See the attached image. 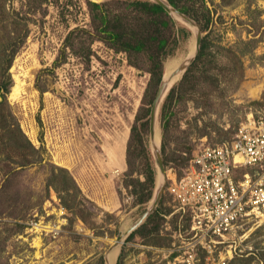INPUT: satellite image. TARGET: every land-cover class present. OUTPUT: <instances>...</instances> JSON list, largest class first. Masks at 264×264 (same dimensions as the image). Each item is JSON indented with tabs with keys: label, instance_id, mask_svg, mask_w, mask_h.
<instances>
[{
	"label": "rangeland",
	"instance_id": "374dc122",
	"mask_svg": "<svg viewBox=\"0 0 264 264\" xmlns=\"http://www.w3.org/2000/svg\"><path fill=\"white\" fill-rule=\"evenodd\" d=\"M88 1L107 0H47L44 10L34 13L23 0L11 1L12 10L30 18V31L11 62L12 84L1 109L23 134L14 132L9 139L0 131V264H109L108 254L120 235L125 236L115 264L122 252L121 264H180L176 257L182 254L190 219L168 190L172 178L185 174L198 149L233 139L250 120H264V0H209L214 12L209 28L203 31L196 21L213 51L206 60L207 76L177 88L166 123L164 101L185 69L156 112L159 153L167 169L161 198L169 213L161 231L127 241L139 226L128 230L152 207L160 174L151 145V116L145 127L146 117L137 120L149 106L150 74L99 39L91 41L90 56L68 47L65 60L55 64L71 30L92 28ZM175 21L183 30L164 72L190 54L192 31ZM80 41L76 35L74 47ZM135 124L155 168L153 194L146 202H140V189L135 193L125 185ZM132 149L135 168H141L137 141ZM60 167L77 184L76 196L62 191ZM220 253L225 264H264V208L227 235L213 256L201 251L200 264H215Z\"/></svg>",
	"mask_w": 264,
	"mask_h": 264
},
{
	"label": "trees",
	"instance_id": "16d2710c",
	"mask_svg": "<svg viewBox=\"0 0 264 264\" xmlns=\"http://www.w3.org/2000/svg\"><path fill=\"white\" fill-rule=\"evenodd\" d=\"M11 1L0 0V95L2 97L0 99V131L4 134H9V139L16 136L14 132H21L22 134L23 132L19 126L8 120L7 116L1 114V109L12 84L9 72L11 62L26 41L30 31L26 22L30 18L17 10H12L10 7ZM208 1L168 0L173 7L186 14V16L188 15L187 17L195 25L198 22L203 31L207 30L213 21L212 14L214 12L208 5ZM222 2L230 4L233 0H222ZM22 3L27 6L29 13H34L44 10L47 0H23ZM88 6L92 28L78 27L71 30L65 39L64 48L61 49L55 64L65 60L64 50L68 47L75 53L90 56L92 51L90 43L93 39L102 40L116 51L125 52L130 64L139 69H144L150 74L146 88V93H151V97L148 99L149 106L143 115H137V120L147 118L141 124V127H145L149 123L148 116L150 115L151 105L163 79L164 62L169 56L175 54L178 49L179 32L183 28L177 25L175 19L163 5L152 0L88 1ZM76 35L81 37L79 47H74L73 38ZM87 40L89 41L88 43ZM212 52L208 34H205L202 37L200 52L195 61L187 68L179 85L170 89L164 101L161 116L166 123L170 114L169 109L175 100L177 88L191 81L193 77L207 76L206 60H209ZM197 72L199 76L196 75ZM218 81L220 83L219 79ZM166 123L164 125L165 128ZM134 141H137L140 146L141 168H135L133 161L134 153L132 147ZM28 144L31 145V142H28ZM126 160L128 171L125 185L133 187L135 193H138L140 189V202L148 201L152 197L155 185V168L138 124L132 126ZM59 172L63 181L62 191L64 194L76 196L80 191L69 172L62 167L59 168ZM134 172L138 173V177H133ZM55 183L51 186L56 187ZM167 212L169 213L164 208L163 198H161L159 207L148 216L147 220L137 230L129 235L126 241L136 234L145 236L149 233L161 231L162 222L165 220L164 214H167ZM122 253L118 259V264H121Z\"/></svg>",
	"mask_w": 264,
	"mask_h": 264
},
{
	"label": "built area",
	"instance_id": "2783aa9c",
	"mask_svg": "<svg viewBox=\"0 0 264 264\" xmlns=\"http://www.w3.org/2000/svg\"><path fill=\"white\" fill-rule=\"evenodd\" d=\"M168 190L190 219L176 259L200 264L201 251L212 254L227 235L264 208V120H250L233 139L198 149L185 174H175ZM221 253L215 264H225Z\"/></svg>",
	"mask_w": 264,
	"mask_h": 264
},
{
	"label": "bare ground",
	"instance_id": "6f19581e",
	"mask_svg": "<svg viewBox=\"0 0 264 264\" xmlns=\"http://www.w3.org/2000/svg\"><path fill=\"white\" fill-rule=\"evenodd\" d=\"M158 1H161L164 4L168 3L167 0H158ZM168 10L171 12L172 16L176 20H178V21L182 22L183 24L187 25L188 28L191 29V31H193V32L196 31L197 32L195 24L185 14H183L182 12H180L179 10L174 8L173 6H168ZM192 38L194 39V37H192ZM193 39L190 41L191 43H193ZM196 51H197V45L194 42L193 46H192V49H191V52H190V50H189V52H190V54L192 53L191 55H193ZM191 55H189L188 57H190ZM188 57L185 58L177 67H176V64L169 65V66L166 67L165 72H164V77H163L164 82L167 83V88L165 90V94L168 92L170 87L173 84H175V82L180 78L181 74L183 73V71L185 69V67H183V65L186 64L185 61L189 60ZM175 67H176V69H175ZM165 94H164V96H165ZM164 96H163V98H164ZM163 98H162L161 102L163 101ZM161 102H160L159 107H158L157 110H159V108L161 106ZM156 123H157V115H156ZM156 123H155V125H156ZM160 139H161L160 138V131H159V127H158L156 129V135L152 136V138H151V145H152V148H153L152 150L155 152V154L157 152H159ZM113 158H114V156H113ZM163 175L164 174H162L160 172V174L157 177V185H158V187H157V190H156V193H155V196L153 198L151 206L153 205V202H154V199H155L157 193L161 190L162 186L164 185V177H163ZM126 230H128V228H124L122 233L124 234L125 232H127ZM123 236H125V235H123ZM119 246H120V243H118L115 246V248L112 250V252H110L108 254L109 264H115V261H116V258H117V255H118L119 249H120Z\"/></svg>",
	"mask_w": 264,
	"mask_h": 264
},
{
	"label": "water",
	"instance_id": "95a60500",
	"mask_svg": "<svg viewBox=\"0 0 264 264\" xmlns=\"http://www.w3.org/2000/svg\"><path fill=\"white\" fill-rule=\"evenodd\" d=\"M155 1L158 2V3H160L161 5H163L167 9V11L171 14V12L168 10V6H172V5L168 2V0H167V2H168L167 4H164L163 2L158 1V0H155ZM192 37H194V39ZM192 37L191 38L193 39V43L195 42V44L197 45V51L193 55H191L192 53L189 54V55H191L190 57H188L189 60L188 61H185L186 64L183 65V67H185V69L188 68V65L191 64L195 60V58L197 57V55L200 52L201 41H202V37H203L202 34H201V28H200V26H199V31L198 30H197V32L196 31L195 32L192 31ZM192 39H190V41ZM193 43L190 42V44H189L190 45V52H191ZM166 88H167V83H165L164 82V79H162V81H161V83L159 85L158 91L156 93V96L154 98L152 107H151V114H150V116H151V136H155L156 135V125H155L156 121H155V116H156V112H157V109L159 107V104H160V102H161V100H162V98H163V96L165 94ZM166 95H167V93L165 94L164 98L166 97ZM161 104H162V102H161ZM156 155H157L158 166H159L160 172L162 174H166L167 169H166V167L164 165V161H163V158H162L161 154L159 152H157ZM163 188H164V185L162 186L161 190L157 193V195H156V197L154 199V202H153L152 207L149 208L144 213V215L142 216V218L140 219V221L137 223L136 226H134V227H132L131 229L128 230V233L131 232L132 230H134L135 228H137L138 226H140L143 223V221L155 210V208H156V206L159 203V200L161 198V193L163 191ZM122 239H123V235L118 236L117 242L118 243H121L123 241Z\"/></svg>",
	"mask_w": 264,
	"mask_h": 264
}]
</instances>
